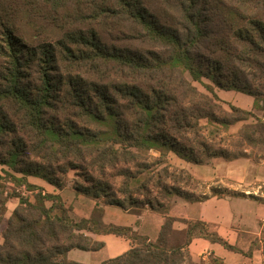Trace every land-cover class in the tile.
<instances>
[{"label": "trees", "instance_id": "1", "mask_svg": "<svg viewBox=\"0 0 264 264\" xmlns=\"http://www.w3.org/2000/svg\"><path fill=\"white\" fill-rule=\"evenodd\" d=\"M21 16L33 20L34 36L50 30L61 35L29 44L16 24ZM215 89L252 96L263 118L230 103L223 108ZM250 117L255 122L240 132L247 144L258 141L257 133L264 135V0H0L4 174L27 190L36 187L28 176L62 190V177L79 169L87 184L74 182L76 193L124 210L149 206L163 217L151 239L132 226L106 223L100 204L89 217L74 219L58 193L39 191L33 200L16 191L5 196L0 181V225L7 199H18L1 234L0 264H85L68 259V251L104 245L86 233L131 242L98 264H198L188 251L195 237L246 255L208 223L169 214L175 196L189 202L208 196L194 198L180 187L192 174L180 169L172 175L165 159L173 153L204 164L212 157H235L208 145L203 130L215 135ZM151 150L164 166L142 178ZM107 170L121 178L117 192L105 179Z\"/></svg>", "mask_w": 264, "mask_h": 264}, {"label": "rangeland", "instance_id": "2", "mask_svg": "<svg viewBox=\"0 0 264 264\" xmlns=\"http://www.w3.org/2000/svg\"><path fill=\"white\" fill-rule=\"evenodd\" d=\"M16 24H18L19 29L21 30V34L23 35L24 40L29 44H36L37 42L44 40V38L55 39L58 38L61 33L58 30H50L46 33L37 34L35 31V27L33 25V20L29 19L26 16H21L17 18ZM46 36V37H45ZM118 45H127V42L121 41ZM185 76L191 80L189 74L185 72ZM203 82L210 84V81L206 78H203ZM192 84L197 87L198 90L207 93L205 87L199 83L193 81ZM217 94L224 100L230 101V104L238 105L245 107L247 103L252 101L253 110L258 111L257 108L254 107V98L250 95L244 94L239 91L234 90H218ZM222 107L228 109L226 103L222 100ZM252 111V110H251ZM263 116V114H262ZM263 118V117H261ZM255 122L253 117H250L246 121H240L233 125H230L228 129L218 131L217 134L213 135L208 133L207 129L203 130V138L204 141L207 142L208 145H212L214 148L223 147L229 150V152L235 157L223 158V157H212L207 159L204 164H191L189 162H185L179 159L175 154L169 153L165 159L168 164V171L172 175L179 173L180 169L186 170L192 174L193 179L190 181L188 185H185L184 179L178 183L180 187H183L185 190L190 192L194 198H205L209 195H213L216 193L218 196H255L256 198L264 200V169L261 171L260 167H256L257 163L264 166V135L259 133L256 134L257 142L252 144H247L241 137V129L244 124ZM200 123L202 125H206V119H201ZM133 151V150H132ZM159 153L157 151L151 150L147 159L144 161L147 163V171L142 174L141 177H151L157 174L160 171V168L164 166V163H157ZM131 169L134 167L130 164ZM6 167L0 165V181L5 185V196H9V194L13 191L16 192H24V197L33 200L34 196L37 192L44 190L45 193H52L53 190H56L54 186L45 183H41L44 185H36L32 182L36 180L34 176H28L27 180L31 184H34L35 188H29V191L26 189L24 191L23 188L20 187V184L16 183L12 179H10L7 175L4 174L3 170ZM81 170L77 169H69L67 174L62 177L65 180V187L63 190V202H65L66 206L70 207V216L74 219H79L84 216H90L93 207L96 204H100L104 208V221L112 222L117 225H133L135 229L137 228V232L141 234L147 235L151 239H155L161 222H163V217L160 213L155 212L149 206H136L130 205L127 210H124L115 205H108L105 203V198H93L91 196H87L84 194H79L75 192L73 188L74 182H82L83 184H87V181H83V176L80 174ZM17 178L21 177L20 173H13ZM94 173V172H93ZM114 171L107 170V174L105 179L108 180L114 189L117 192V188L119 187L121 178L113 177ZM96 176V175H95ZM161 176H163L161 174ZM212 176H223L222 178H213L209 179ZM97 177V176H96ZM165 182L172 184L170 177H166L164 179ZM36 182V181H35ZM38 182V181H37ZM41 188V189H40ZM262 194L261 198L257 197L254 193ZM153 196L157 195L155 191L152 192ZM254 194V195H253ZM80 195V196H78ZM117 195L122 198L119 193ZM159 198V194L157 195ZM184 200L181 197L175 196L171 200V206L173 204V200L175 199ZM142 200V197H140ZM164 203H167V199H164ZM198 202L193 201L191 203ZM18 204V199L11 197L6 201V210L3 213V220L0 225V238L2 231L5 227L6 221L8 217L11 215L12 211ZM47 205L50 202H46ZM106 207V209H105ZM179 226H184L182 223H178ZM209 230H213V228H209ZM88 234L93 240L103 241L104 245L99 250L96 251H84L80 249H72L68 252L67 256L71 260L79 261L85 264H98L106 259L115 257L117 255L122 254L128 248V242L125 239H121L116 235H94L92 233ZM242 247V243L246 251L243 252L246 254H241L238 252L230 251L229 256L227 258L218 257L214 251L204 250L201 255L196 256V262L198 264H264V248H259L264 245V237H261V241L258 238H254L252 236H241L240 237ZM249 243V245H248ZM259 245L258 248L261 252L255 253L252 258V253L250 256H247L248 253L253 251L254 245ZM237 248H239L236 245ZM241 249V248H239ZM255 250V249H254ZM242 256V258H241ZM252 258V259H249ZM226 259L227 261H225Z\"/></svg>", "mask_w": 264, "mask_h": 264}, {"label": "crops", "instance_id": "3", "mask_svg": "<svg viewBox=\"0 0 264 264\" xmlns=\"http://www.w3.org/2000/svg\"><path fill=\"white\" fill-rule=\"evenodd\" d=\"M218 90H222V89H215L216 94ZM219 98L223 100L225 103H230V101L224 100L221 97ZM238 107L247 110H252L255 115L262 117L263 112L261 110L258 111L253 110L252 101L250 103H247L245 107L242 106H238ZM256 165H257L256 167L258 168L260 167L261 171L264 169V166H261V164L257 163ZM215 177L222 178L223 176H218V177L212 176L209 177V179H213ZM35 181L32 183L39 186L44 185L41 183H45L44 180L38 177H36ZM42 192L44 193V190H42ZM52 193H58L61 196V198L64 200L63 190L56 189L53 190ZM251 193H254L257 197L261 198L262 195L261 193L258 194L255 191ZM169 214L171 216L178 218L202 220L208 223L211 226V228H213V230L217 232L219 236L226 239L230 244L237 245L239 248H241L244 251H246V249L244 248L245 245H243L245 242L242 243V247L239 245V243L241 244L242 239L240 237L242 235L252 236L253 239L258 238L259 242L261 241V237L262 236L264 237V200L256 198L255 196L251 198V196L248 195L247 196L246 195L245 196L209 195L206 199L194 203L186 201L185 199L180 200L176 198L175 200H173V204L169 210ZM84 217H88V216H84ZM106 223H112V222L108 221ZM178 223L179 222H175L174 226L177 228L184 227V226H179ZM128 226H132L135 229L133 225H128ZM135 230H137V228ZM103 235L105 236L110 234H103ZM119 238L124 239L122 237ZM125 240L128 242L127 247L129 248L131 246V242L127 239ZM259 248H264V245H262V247ZM259 248L257 247L255 250L252 251V258L254 257L255 253L259 251L261 252ZM204 250L214 251V253L220 258H227L230 252V250L225 249L222 245L218 243H212L201 237H195L188 246V251L195 261H196V256L201 255V253ZM252 258L249 257V259ZM224 260L227 261L226 259Z\"/></svg>", "mask_w": 264, "mask_h": 264}, {"label": "built area", "instance_id": "4", "mask_svg": "<svg viewBox=\"0 0 264 264\" xmlns=\"http://www.w3.org/2000/svg\"><path fill=\"white\" fill-rule=\"evenodd\" d=\"M21 188L24 189V191H26V187L24 185L20 186ZM29 191V190H28ZM22 194H25L24 192H21Z\"/></svg>", "mask_w": 264, "mask_h": 264}]
</instances>
